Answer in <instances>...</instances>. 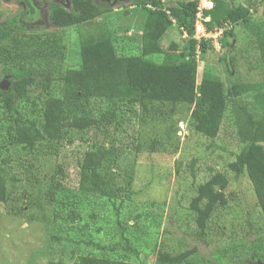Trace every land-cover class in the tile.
I'll return each mask as SVG.
<instances>
[{
	"label": "trees",
	"instance_id": "1",
	"mask_svg": "<svg viewBox=\"0 0 264 264\" xmlns=\"http://www.w3.org/2000/svg\"><path fill=\"white\" fill-rule=\"evenodd\" d=\"M70 1L68 9L50 0L48 22L53 27L92 24L112 10L107 2ZM126 1L147 9L141 53L118 55L111 32L102 21L97 31L81 32L79 68L67 66V45L60 32L40 30L39 23H27L19 15L0 23V64L10 81L7 90L0 87V205L12 200L23 182L24 175L14 171V162L26 163L30 186L26 184L22 192L21 198L26 199L19 214L31 221L55 219L49 209L61 194L56 176L64 177L65 170L49 160L60 155L70 129L115 126L121 118L118 102L128 98L131 103L143 105L145 111L154 103L168 106L172 112L181 104H189L195 128L210 138L219 134L230 108L243 146L229 166L236 174H247L264 218V81L227 86L220 78L204 77L198 83L197 53H205L209 45L214 47L211 40L198 41L194 37L199 0ZM213 1L214 7L205 9L204 15L210 16L209 29L230 24L220 39L223 41L234 36L235 26L249 13L232 0ZM174 23L186 31L187 37L178 53L171 55L164 50L161 39ZM262 28L257 43L264 71V22ZM172 48L176 49V45L172 44ZM159 53L166 54L162 63L148 58ZM156 144L157 141L152 143L153 149ZM116 162L112 144L86 149L78 162L79 189L87 195L108 198L116 210L118 224L124 228L120 206L134 193L133 178L127 179L123 187L116 186ZM225 178L217 173L197 184L189 200L200 239L206 236L214 213L227 204ZM250 237L242 240V252L235 246L232 255L215 248L200 257L196 249H190L160 253L158 261L190 264L192 256L202 258L204 264H245L246 258L264 261L263 246ZM86 243L96 247L97 252L81 255L77 264H150L139 260L141 244L108 247L93 238L86 239Z\"/></svg>",
	"mask_w": 264,
	"mask_h": 264
},
{
	"label": "rangeland",
	"instance_id": "2",
	"mask_svg": "<svg viewBox=\"0 0 264 264\" xmlns=\"http://www.w3.org/2000/svg\"><path fill=\"white\" fill-rule=\"evenodd\" d=\"M31 1L38 7L36 21L42 16L40 30H56L63 35L69 67L81 66V32L97 31L102 21L111 32L118 55L141 53L146 8L126 0H96L109 3L111 12L99 16L92 24L57 28L48 22L50 0ZM209 1L213 4L206 2L205 5L214 7V1ZM232 1L248 10V18L237 24L234 36L223 39L219 47L209 45L205 53H197L198 83L204 77L220 78L227 86L264 81L257 43L258 33L263 29L264 0ZM57 2L71 8L70 0ZM24 10L26 5L18 0H0V23ZM186 37V31L174 23L161 44L173 55L181 49ZM148 58L162 63L166 54ZM0 79V87L7 90L10 81L3 74L1 64ZM118 104H121V118L115 126L102 130L70 129L60 155L49 160V163L61 164L65 170L64 177L56 176L61 194L49 209L55 213V219L31 221L19 214L18 209L26 199V196L21 198L22 192L28 187L26 184L30 186L27 182L30 174L26 172V163L14 162V171L21 172L24 178L14 198L0 205V264H77L81 255L97 252L96 247L87 245L88 238L108 247L141 244L139 260L150 264H160V253L190 249H196L200 257L215 248L225 249L227 255H232L235 246L242 252V240L249 235L264 249V218L253 186L247 174H236L229 166L243 146L230 108L219 134L210 138L195 128L189 104H181L173 112L159 103L145 111L143 105L131 103L128 98ZM154 141H157L155 149L152 148ZM101 144L107 147L112 144L117 153L116 186L123 187L127 179L133 178L134 193L129 199L124 196L125 204L120 206L124 228L118 224L116 210L108 198L87 195L79 189L78 162L86 149ZM217 173L226 177L228 201L214 213L206 236L200 239L189 200L197 184ZM198 256H192L190 264H204ZM245 264H264V261L246 258Z\"/></svg>",
	"mask_w": 264,
	"mask_h": 264
},
{
	"label": "built area",
	"instance_id": "3",
	"mask_svg": "<svg viewBox=\"0 0 264 264\" xmlns=\"http://www.w3.org/2000/svg\"><path fill=\"white\" fill-rule=\"evenodd\" d=\"M213 4L212 1L209 0H200L198 4V11L196 14V19H195V34L194 37L198 41H202L203 39L205 40H211L213 42V45L215 47H219L221 45V37L224 33V31L228 28H230V24H226V26H220V27H215L213 29H209L207 23L210 21V16H205L204 15V10L205 8H210L206 4Z\"/></svg>",
	"mask_w": 264,
	"mask_h": 264
},
{
	"label": "flooded vegetation",
	"instance_id": "4",
	"mask_svg": "<svg viewBox=\"0 0 264 264\" xmlns=\"http://www.w3.org/2000/svg\"><path fill=\"white\" fill-rule=\"evenodd\" d=\"M19 2H22L26 5V10L21 11L20 13H18L16 16L19 15L20 18H23L24 21H26L27 23H31V22H37L39 23L38 26L41 27V24L43 25V20H42V16L40 17L39 20L36 21V14H37V9L38 7L31 1V0H18ZM15 16V15H14ZM13 16V17H14ZM34 27V26H33Z\"/></svg>",
	"mask_w": 264,
	"mask_h": 264
}]
</instances>
